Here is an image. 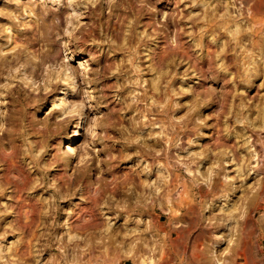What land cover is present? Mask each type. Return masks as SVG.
Returning a JSON list of instances; mask_svg holds the SVG:
<instances>
[{
  "label": "rangeland",
  "instance_id": "obj_1",
  "mask_svg": "<svg viewBox=\"0 0 264 264\" xmlns=\"http://www.w3.org/2000/svg\"><path fill=\"white\" fill-rule=\"evenodd\" d=\"M2 145L0 264H264V0H0Z\"/></svg>",
  "mask_w": 264,
  "mask_h": 264
},
{
  "label": "bare ground",
  "instance_id": "obj_2",
  "mask_svg": "<svg viewBox=\"0 0 264 264\" xmlns=\"http://www.w3.org/2000/svg\"><path fill=\"white\" fill-rule=\"evenodd\" d=\"M75 132H76V130H75ZM77 134L78 133H76V136H77ZM75 140V139H74ZM15 141V140H14ZM13 141V142H14ZM74 143H75V141H73ZM4 144H6V143H4ZM11 144V143H10ZM71 148V147H70ZM73 148V147H72ZM10 150V149H9ZM12 150V149H11ZM10 150V151H11ZM16 150V149H15ZM14 150V151H15ZM15 153L14 152H9V153H7V151H6V149H4V146L2 145V147L0 148V162L2 163V164H4L3 165V167L5 168V170H3V172H2V175H1V177H0V194H4V192L7 190V188H10V189H12V195H13V197L16 199L15 201H16V203H17V207H18V215H19V219H18V225H20V227L21 226H23V228H24V226L25 227H31V225L33 224V226H34V223H36L37 221H38V223H39V220H37V219H35V217H33L32 215H33V213H35L36 215H37V213L39 212L40 214H41V211L42 210H38V209H36L37 208V205H36V208L34 207L33 208V210H34V212H30V208L32 207L31 205H32V203H31V205H30V203H28L29 202V200H28V198H27V196L28 195H26V191L28 190V188H29V186H30V183H31V179H30V177L29 176H26L24 173V175L22 174V172H20V171H17L18 170V165H17V161H16V159H15ZM1 166V165H0ZM2 167V166H1ZM20 169H21V165H20ZM19 169V170H20ZM22 169H24L23 167H22ZM26 173V172H25ZM32 181H33V179H32ZM72 182H73V178L71 177V178H69V181L67 182V184L69 185V186H71L72 185ZM114 184H115V188H113L114 190H116L117 189V183L114 181L113 182ZM90 184V183H89ZM112 184V183H111ZM184 185H186V184H184ZM184 185H182V187L184 186ZM4 187L6 188V189H4ZM90 187H92V186H90ZM97 187V186H96ZM184 188V187H183ZM91 189V188H90ZM95 189V188H94ZM11 191V190H10ZM91 191V190H90ZM189 191V190H188ZM89 192V191H88ZM92 192V191H91ZM93 192H96L97 194L99 193H101V188H99V189H95V191H93ZM6 193V192H5ZM180 193V192H179ZM184 193V192H183ZM10 194H11V192H10ZM65 194H66V192H65ZM87 194V193H86ZM91 194V193H90ZM93 194V193H92ZM95 194V193H94ZM185 194V193H184ZM155 195V194H154ZM179 195H181V193L179 194ZM178 195V196H179ZM100 196H102V195H100ZM180 197V196H179ZM88 198V197H87ZM189 198V197H188ZM90 199H92L91 200V202L92 201H94V203L93 204H98V199H94V198H92L91 196H90ZM183 200H184V197H183ZM90 201V200H89ZM152 201V200H151ZM12 202V201H11ZM90 202V203H91ZM187 202V201H186ZM185 202V203H186ZM190 202V201H189ZM192 203V202H191ZM93 204H90V205H93ZM207 204V203H206ZM14 205H16V204H14ZM35 206V205H34ZM79 206H80V204H79ZM10 207V206H9ZM8 207V208H9ZM84 207V206H83ZM88 207H89V204H88ZM81 208V207H80ZM189 208V207H188ZM190 208H191V206H190ZM193 208V207H192ZM205 208H208V207H205ZM184 209V208H183ZM194 209V208H193ZM75 210V209H74ZM78 210V209H77ZM82 210V209H81ZM81 210H79V211H81ZM84 211H81V212H83L82 214H78V211H77V214H78V217H76L77 218V220H76V224L75 225H77L78 226V228L80 227V229H86L87 227H89V226H91L90 225V222H91V219H92V217H94V209H92V208H87V209H83ZM190 211V210H189ZM74 212V211H73ZM76 212V211H75ZM17 214V213H16ZM32 214V215H31ZM34 214V215H35ZM96 214V213H95ZM72 217H74V215H72ZM71 217V218H72ZM95 218V217H94ZM181 218V217H180ZM17 219V218H16ZM15 219V220H16ZM42 219V218H41ZM73 219V218H72ZM14 220V221H15ZM94 220V219H93ZM92 220V221H93ZM96 220V219H95ZM95 220H94V222H95ZM195 221V220H194ZM73 222H74V220H73ZM15 223V222H14ZM17 223H15V225L17 224ZM93 223V222H92ZM74 224V223H73ZM94 225V224H93ZM96 225V224H95ZM76 226H74V228H75ZM31 229V228H30ZM79 230V229H78ZM204 231V230H203ZM213 231V230H212ZM83 233H84V231H82ZM210 232V231H209ZM214 233V232H213ZM202 234V233H201ZM216 234V233H215ZM36 234L34 233V237H36L35 236ZM217 236V235H216ZM31 237H33V236H31ZM31 240H32V238H30ZM29 239V240H30ZM89 239V238H88ZM218 243V242H217ZM29 244V243H28ZM25 245H26V241H25ZM25 247V246H24ZM27 247H29V249H30V245H28ZM95 247V246H94ZM91 248V247H90ZM22 250V249H21ZM85 251V250H84ZM87 251H89L88 249H87ZM23 252V251H22ZM26 252V251H25ZM28 252V251H27ZM83 253V252H82ZM138 253V252H137ZM149 253V252H148ZM24 254V253H23ZM139 254V253H138ZM90 255V254H89ZM88 255V256H89ZM146 255V254H145ZM148 255V254H147ZM146 255V256H147ZM107 256V255H106ZM139 256V255H138ZM143 256V257H141V263L140 264H150V263H152L153 262V259H152V257H149V256ZM90 257H92V255H90ZM83 258V257H82ZM82 258H81V260H82ZM140 259V258H139ZM84 260V259H83ZM82 260V261H83ZM89 261H91V259L89 260ZM139 263V262H138Z\"/></svg>",
  "mask_w": 264,
  "mask_h": 264
}]
</instances>
